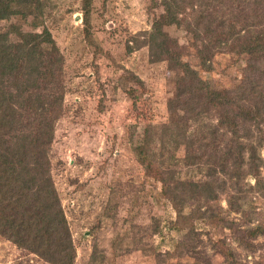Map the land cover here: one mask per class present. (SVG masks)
<instances>
[{
	"label": "rangeland",
	"instance_id": "374dc122",
	"mask_svg": "<svg viewBox=\"0 0 264 264\" xmlns=\"http://www.w3.org/2000/svg\"><path fill=\"white\" fill-rule=\"evenodd\" d=\"M25 1L29 7L0 20V32L16 41L17 33L46 30L61 57L46 191L59 198L72 264H264V235L248 234L264 225V111L242 120L205 99L185 111L176 95L183 64L202 79L197 93L208 83L237 88L248 54L213 39L200 52L199 35L262 22L264 0H197L177 14L180 24L160 21L169 45L158 53L147 42L162 0ZM257 62L255 81L264 76V51ZM187 96L194 106L196 96ZM230 138L238 155L220 164L213 149L224 151ZM24 191L0 189V264H52L15 241L17 225L4 221Z\"/></svg>",
	"mask_w": 264,
	"mask_h": 264
},
{
	"label": "trees",
	"instance_id": "16d2710c",
	"mask_svg": "<svg viewBox=\"0 0 264 264\" xmlns=\"http://www.w3.org/2000/svg\"><path fill=\"white\" fill-rule=\"evenodd\" d=\"M195 1L197 0L161 1L162 13L153 19L147 42L153 48L152 51L157 48L158 53V49L162 51L169 45L166 32L159 29L160 21L165 25L180 24L177 14L182 13L187 5H196ZM25 3V0H0V20L20 12V6H30ZM255 21L252 24L244 23L240 30L230 28L226 32L220 31L216 37L206 29L199 35L203 42L200 52L209 53L212 47L209 42L213 39L216 44L221 45L220 49L247 53L248 60L244 77L237 88L215 89L203 79L205 84L208 83L203 93H197V85H194V81L202 79L196 77L194 69L183 64V75L177 83L181 88L176 90V95L185 111L189 108L194 111L193 108L200 105L202 99L233 107L242 120L255 119L264 111V76L255 81L262 74V65L257 59L258 52L264 51V17L262 22ZM240 31H249V34L240 35ZM17 35L16 41H10L7 33L0 32V111L3 121V130L0 132V189L8 183L16 189L24 188L25 191L14 197L4 215V221L17 225V230L10 235L15 241L34 249L44 260L52 264H72L75 250L59 198L55 190L54 193L46 191L48 187H53L47 150L53 137L54 120L59 117L62 108V94H58L54 87L61 57L48 31ZM232 91L236 95L234 99L229 95ZM184 92L186 97L183 96ZM188 94L196 96L194 106L189 101ZM250 98L252 102L249 103ZM202 106L205 107L201 105V109ZM198 112L199 110L195 113ZM234 120L235 118H230L226 121L228 127L235 126ZM232 142L234 141L230 138L224 151H218L214 147V153L221 152L223 156L218 163L223 164L222 160L226 156L238 155L235 146H231ZM241 146L240 144L238 148ZM164 180L161 177V182L165 183ZM165 184L169 186V182ZM173 187L177 189L178 185ZM248 234L252 238L258 234L264 235V225L249 229ZM228 255L230 253L226 256ZM227 261L236 264L233 258Z\"/></svg>",
	"mask_w": 264,
	"mask_h": 264
}]
</instances>
